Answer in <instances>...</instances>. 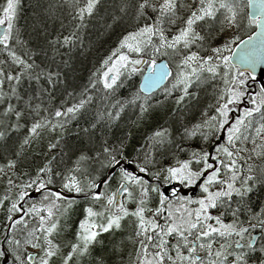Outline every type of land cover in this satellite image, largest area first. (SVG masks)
<instances>
[{"label": "snow or ice", "instance_id": "1", "mask_svg": "<svg viewBox=\"0 0 264 264\" xmlns=\"http://www.w3.org/2000/svg\"><path fill=\"white\" fill-rule=\"evenodd\" d=\"M30 2L0 0V264H264V0ZM129 108L167 119L133 146Z\"/></svg>", "mask_w": 264, "mask_h": 264}, {"label": "trees", "instance_id": "2", "mask_svg": "<svg viewBox=\"0 0 264 264\" xmlns=\"http://www.w3.org/2000/svg\"><path fill=\"white\" fill-rule=\"evenodd\" d=\"M22 3L24 7L21 10V19L20 23L23 24L25 23L26 19L30 18L31 15L33 14V9L30 0H22ZM120 31L119 28L116 29L115 32H113L109 36H104L101 38V42L99 46L96 49V52L94 53L95 59L93 56H90L88 58V63L83 66V71L81 75H83L85 78L88 75V70L92 68V65L96 62V60L101 59L108 51H110V47L114 46V42L116 40V34ZM140 76L137 74L134 77H131L129 81H126L124 86L119 90L120 96H128L133 90L134 86L138 87V82H139ZM246 87L249 92H257L258 86L253 83V78L249 77L247 80ZM156 98L159 99L162 96V92L156 93L155 94ZM245 100H248V97H245ZM171 104V101H169ZM138 108H129L124 114V119L121 122V127H125L126 130H131L132 133V145L135 146L136 142L139 140L143 142L142 138L143 136H146L148 132L153 129L156 125V123L160 122L162 123L164 119H167V109L166 108H158L156 109L150 118L146 119L143 123H140L137 121V116L136 113L138 112ZM198 115V113H197ZM135 122V123H134ZM74 127V125H73ZM193 146H197L199 144L198 140H193L192 141ZM129 151L131 152L132 149L130 148ZM133 155L135 154L134 152L132 153ZM167 163V161H165ZM55 188H58V186H52ZM35 190V189H34ZM79 202L81 205L84 204V201L82 198H78ZM82 209L78 208V211L74 213L75 217H78L80 214V211ZM106 247L107 246V241L105 242V247H101L100 245L97 246L96 252L99 253H106ZM127 256V253L125 254ZM119 257H113L110 254L106 253V264H113V261H119Z\"/></svg>", "mask_w": 264, "mask_h": 264}, {"label": "water", "instance_id": "3", "mask_svg": "<svg viewBox=\"0 0 264 264\" xmlns=\"http://www.w3.org/2000/svg\"><path fill=\"white\" fill-rule=\"evenodd\" d=\"M253 79H254L253 81L258 84L259 88L264 86V64H260V65L257 66L256 73H255V76L253 77ZM166 84H167V81H161L160 84L156 85L152 89V92L153 93L158 92ZM126 166L129 168V170L134 171V168H133L132 164H126ZM173 189H175L176 195L177 194L187 195L188 193H190V194H195L196 193L195 192L196 191L195 187L184 188V187H182L181 184L176 183V182H172V183H169V184L161 186V190L165 191L166 195H169V196L172 195ZM37 195H39V193L37 191L36 192H32V193H29V197L28 198H35ZM65 195H69V196L75 197L73 194H69V193H66V192H65Z\"/></svg>", "mask_w": 264, "mask_h": 264}, {"label": "bare ground", "instance_id": "4", "mask_svg": "<svg viewBox=\"0 0 264 264\" xmlns=\"http://www.w3.org/2000/svg\"><path fill=\"white\" fill-rule=\"evenodd\" d=\"M106 54H107V53H106ZM253 80H254V79H253ZM139 83H140V79H139V82H138V87H139ZM253 83L256 84V85L258 86V84L255 83L254 81H253ZM164 87H165V86H164ZM164 87H163V88H164ZM163 88H162V89H163ZM162 89H161V90H162ZM258 89H259V86H258ZM161 90H160V91H161ZM160 91H159V92H160ZM159 92H158V93H159ZM245 97H247V95H246ZM245 97L242 99V102L245 103L246 106H248V103H247L248 100H245ZM236 114H237V112L234 110V112L232 113L233 117H234ZM132 166H133V168H134V170H135L134 164H132ZM149 179H151V177H149ZM172 182H174V181H171V182H168V183H160V188H161V186L166 185V184H169V183H172ZM182 187H184V188H189V187H186V186H184V185H182ZM192 187H195V186H192ZM195 189H196V191H195L196 193H195V194H190V193H188L187 195L195 196L196 194H198L199 189H198L197 187H195ZM177 195H180V194H177ZM74 196H75V194H74Z\"/></svg>", "mask_w": 264, "mask_h": 264}, {"label": "rangeland", "instance_id": "5", "mask_svg": "<svg viewBox=\"0 0 264 264\" xmlns=\"http://www.w3.org/2000/svg\"><path fill=\"white\" fill-rule=\"evenodd\" d=\"M166 85H167V84H166ZM160 92L163 93V89H162ZM248 106H250V105L248 104ZM248 106H246L245 103H243V102L241 101L240 108L248 107ZM170 182H171V181H170ZM174 182H175V181H174ZM160 183H168V182H164L163 179L161 178V182H160ZM32 191H33V190H32ZM30 193H31V192H30ZM72 194H74V193H72ZM0 195H3V187H0ZM196 195H197V194H196ZM37 199H39V196H37L36 198H33V199H28V200L26 201V206H27V204H30L32 201L37 200Z\"/></svg>", "mask_w": 264, "mask_h": 264}]
</instances>
